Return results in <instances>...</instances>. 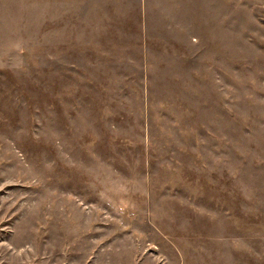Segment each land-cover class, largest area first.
I'll list each match as a JSON object with an SVG mask.
<instances>
[{
	"label": "rangeland",
	"instance_id": "rangeland-1",
	"mask_svg": "<svg viewBox=\"0 0 264 264\" xmlns=\"http://www.w3.org/2000/svg\"><path fill=\"white\" fill-rule=\"evenodd\" d=\"M0 264H264V0H0Z\"/></svg>",
	"mask_w": 264,
	"mask_h": 264
}]
</instances>
